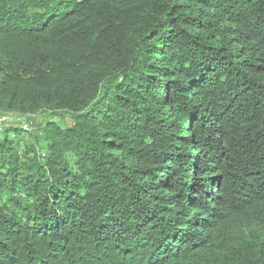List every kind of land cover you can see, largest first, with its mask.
I'll list each match as a JSON object with an SVG mask.
<instances>
[{
	"label": "trees",
	"instance_id": "1",
	"mask_svg": "<svg viewBox=\"0 0 264 264\" xmlns=\"http://www.w3.org/2000/svg\"><path fill=\"white\" fill-rule=\"evenodd\" d=\"M10 114L0 264H264V0H0Z\"/></svg>",
	"mask_w": 264,
	"mask_h": 264
},
{
	"label": "rangeland",
	"instance_id": "2",
	"mask_svg": "<svg viewBox=\"0 0 264 264\" xmlns=\"http://www.w3.org/2000/svg\"><path fill=\"white\" fill-rule=\"evenodd\" d=\"M45 118V115L19 116L10 114L8 116H2L0 118V132H3V129L7 127V124H9L8 126L24 129L25 131L23 132L22 138L29 140L37 133L36 128L43 122V119ZM54 120L57 121V119ZM9 136L14 138L13 133H10Z\"/></svg>",
	"mask_w": 264,
	"mask_h": 264
},
{
	"label": "built area",
	"instance_id": "3",
	"mask_svg": "<svg viewBox=\"0 0 264 264\" xmlns=\"http://www.w3.org/2000/svg\"><path fill=\"white\" fill-rule=\"evenodd\" d=\"M5 119V118H4Z\"/></svg>",
	"mask_w": 264,
	"mask_h": 264
}]
</instances>
